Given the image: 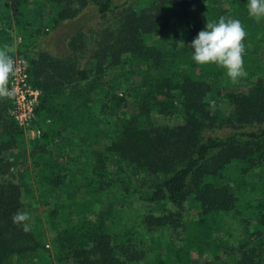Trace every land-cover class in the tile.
<instances>
[{
	"label": "trees",
	"instance_id": "16d2710c",
	"mask_svg": "<svg viewBox=\"0 0 264 264\" xmlns=\"http://www.w3.org/2000/svg\"><path fill=\"white\" fill-rule=\"evenodd\" d=\"M246 3L0 0V47L16 32L41 131L14 173L22 128L0 98V264H264V18ZM221 16L247 32L235 84L191 59Z\"/></svg>",
	"mask_w": 264,
	"mask_h": 264
},
{
	"label": "clouds",
	"instance_id": "9594fccd",
	"mask_svg": "<svg viewBox=\"0 0 264 264\" xmlns=\"http://www.w3.org/2000/svg\"><path fill=\"white\" fill-rule=\"evenodd\" d=\"M250 18L260 20L264 18V0H247ZM247 32L238 19L221 16L218 21H208L205 29L199 31L196 38L189 45L193 50L191 59L197 65L215 64L226 71L232 83L247 75L244 69L243 56ZM13 47L4 44L0 47V98H11L14 90L8 88L10 76L15 74L16 61L10 55ZM14 224L24 225L30 220L29 213L18 211L12 217Z\"/></svg>",
	"mask_w": 264,
	"mask_h": 264
},
{
	"label": "built area",
	"instance_id": "2783aa9c",
	"mask_svg": "<svg viewBox=\"0 0 264 264\" xmlns=\"http://www.w3.org/2000/svg\"><path fill=\"white\" fill-rule=\"evenodd\" d=\"M13 59L16 61V71L8 81V88L14 90V95L10 98L12 104L10 115L20 128L38 138L41 131L33 126V122L40 93L28 83L26 60L20 57Z\"/></svg>",
	"mask_w": 264,
	"mask_h": 264
},
{
	"label": "rangeland",
	"instance_id": "374dc122",
	"mask_svg": "<svg viewBox=\"0 0 264 264\" xmlns=\"http://www.w3.org/2000/svg\"><path fill=\"white\" fill-rule=\"evenodd\" d=\"M34 9H36V7H34ZM46 11L48 12V9H45L44 11L42 10V12H45L46 13V14H44V22H45V24H48L49 23L48 19H51V17L49 15H47V12ZM80 19H81V21H84V20H91L92 21V20L95 19L94 18V12L93 11H89V10H85L81 14ZM74 24H76V22H70V23L67 22L66 24L63 23L61 27H59L57 30H55L53 32V34L55 36L56 35L57 36H61L62 37V40H64V39L66 40L67 38H69L74 33V26H75ZM44 26H46V25H44ZM44 37L45 36H43L40 39V42L44 40ZM54 37L53 36H50V37H47L46 39H48L49 42H52L54 44V45H52L50 47L51 50L57 52L58 50H62L63 46H62V43H55V38ZM40 42L37 44V47H36V50H35L34 53H36L38 49H42L41 46H43V45ZM19 43H20V38L17 36L16 32H14L12 30V47L14 49L13 52L16 51V47H17V45ZM14 55L17 56L16 54H14ZM226 134H227L226 131H220L218 133V135L221 136V137H224ZM36 139L37 138L32 133H30V132L25 131V130L22 129L21 135H19V145H21L20 146L21 149L19 150V152H16V153L15 152H12L11 154L8 153L7 155L8 156L11 155V157H18L17 160H19V162L20 161H27V163L25 165H23V164H20V165L19 164H16L15 165L16 167L13 169L14 170V173H17V172L22 173L23 171L26 170V169H23V168H28L29 167V164H30V159H29L30 153H29V151L31 150V143L33 141H35ZM11 160H13V158H11ZM27 195H30L29 192H27L25 194V196H27ZM26 199H31V198L27 197ZM27 201H29V203ZM26 204L32 205L31 206L32 207V215L33 216H38L37 218L39 220H41L42 219V214L40 212V209L35 206L34 202H32L31 200H26Z\"/></svg>",
	"mask_w": 264,
	"mask_h": 264
}]
</instances>
